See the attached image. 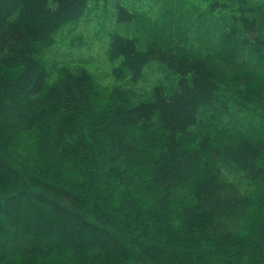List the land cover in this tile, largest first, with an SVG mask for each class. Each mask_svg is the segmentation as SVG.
Returning a JSON list of instances; mask_svg holds the SVG:
<instances>
[{
    "label": "trees",
    "instance_id": "16d2710c",
    "mask_svg": "<svg viewBox=\"0 0 264 264\" xmlns=\"http://www.w3.org/2000/svg\"><path fill=\"white\" fill-rule=\"evenodd\" d=\"M145 3L0 0V264H264V0ZM97 12L105 91L44 58Z\"/></svg>",
    "mask_w": 264,
    "mask_h": 264
},
{
    "label": "rangeland",
    "instance_id": "374dc122",
    "mask_svg": "<svg viewBox=\"0 0 264 264\" xmlns=\"http://www.w3.org/2000/svg\"><path fill=\"white\" fill-rule=\"evenodd\" d=\"M127 2L137 3L135 9L137 10L138 14L141 11L140 7L145 5L143 8V12L144 15L146 14L145 12L147 11V3H145V0H127ZM101 10L105 12V10L102 7ZM175 11H176L175 9L171 10L172 13L170 14L171 19L169 18L166 19V17L162 15V11L156 19L154 18L153 15V17L149 19L150 25L147 26V29L148 27H154V24L155 26H157L155 28H163V25L169 27L170 24L172 23V20H177L175 18L179 15L178 13H180ZM99 12H97V15L95 17H91V18L88 17L76 23H73L72 25H68V26L66 25L62 30H60L56 37L57 39L56 45L51 47L48 52L44 53V55L46 54L44 58L50 64L53 63H55L56 65L67 64L72 67H79V66L85 67L93 75L95 83L97 84V86H99L98 89L100 91H105L119 85L120 82L113 79V77L110 75V64L107 62L104 56V49L106 47L105 34H104L105 31H103L101 28H98V24L95 26L96 24L95 21L96 20L99 21L98 19H100L98 17L100 15ZM108 23L109 21L107 22V24ZM179 28H185V29L187 28V26H185L182 20L179 23ZM139 29H140V25H138V23H134L130 25L128 28H126V30H128L129 33H133V34L137 33L140 35L141 32L138 31ZM164 29L165 28H163V30ZM78 33L82 35L81 44H78L77 42L76 35ZM212 34H214V31ZM213 45L216 46L215 43H213ZM223 71L224 70L222 69V72ZM252 74L254 75L253 76L254 81H256L262 75L258 71L254 72V70ZM153 78L154 76H151L150 78H148L147 82H143L137 86L131 87L130 94H132L133 96L142 97L143 94L149 90L151 86L150 80ZM24 139L25 138H21L19 143L22 142V140ZM19 155H20L19 150L16 147H14V149L10 153V156H12V158L14 159L19 160L20 164H22V161L20 159L21 157ZM64 256H69V254L63 253L53 256L41 257V258L25 257L20 255V256L12 257L7 262L2 264H49L50 262H52V260L57 261ZM78 258L81 259L82 256H78Z\"/></svg>",
    "mask_w": 264,
    "mask_h": 264
}]
</instances>
